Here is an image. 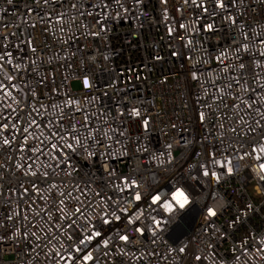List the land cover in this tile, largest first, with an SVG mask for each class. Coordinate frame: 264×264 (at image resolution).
Returning <instances> with one entry per match:
<instances>
[{"label": "built area", "instance_id": "obj_1", "mask_svg": "<svg viewBox=\"0 0 264 264\" xmlns=\"http://www.w3.org/2000/svg\"><path fill=\"white\" fill-rule=\"evenodd\" d=\"M0 264H264V0H0Z\"/></svg>", "mask_w": 264, "mask_h": 264}, {"label": "clouds", "instance_id": "obj_2", "mask_svg": "<svg viewBox=\"0 0 264 264\" xmlns=\"http://www.w3.org/2000/svg\"><path fill=\"white\" fill-rule=\"evenodd\" d=\"M177 197H178V200H179V205L182 204L183 207H184L186 204H188V202H189L188 199L185 200L184 197L182 195H180V193H177Z\"/></svg>", "mask_w": 264, "mask_h": 264}, {"label": "snow or ice", "instance_id": "obj_3", "mask_svg": "<svg viewBox=\"0 0 264 264\" xmlns=\"http://www.w3.org/2000/svg\"><path fill=\"white\" fill-rule=\"evenodd\" d=\"M180 193V195H182L184 197L185 200H187V197L184 196V193L182 192H178ZM156 199H159V197H157ZM174 199L177 201V203L179 204V200H178V197H177V194L174 196ZM180 207L182 208L183 205L181 204Z\"/></svg>", "mask_w": 264, "mask_h": 264}]
</instances>
